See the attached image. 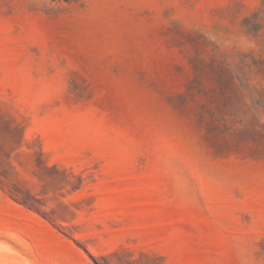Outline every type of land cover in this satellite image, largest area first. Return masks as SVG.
I'll return each mask as SVG.
<instances>
[{
  "label": "rangeland",
  "instance_id": "rangeland-1",
  "mask_svg": "<svg viewBox=\"0 0 264 264\" xmlns=\"http://www.w3.org/2000/svg\"><path fill=\"white\" fill-rule=\"evenodd\" d=\"M0 264H264V0H0Z\"/></svg>",
  "mask_w": 264,
  "mask_h": 264
}]
</instances>
